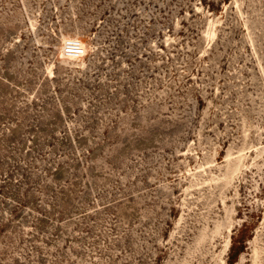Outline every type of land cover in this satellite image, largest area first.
<instances>
[{
    "label": "rangeland",
    "instance_id": "obj_1",
    "mask_svg": "<svg viewBox=\"0 0 264 264\" xmlns=\"http://www.w3.org/2000/svg\"><path fill=\"white\" fill-rule=\"evenodd\" d=\"M0 264H264V0H0Z\"/></svg>",
    "mask_w": 264,
    "mask_h": 264
},
{
    "label": "clouds",
    "instance_id": "obj_2",
    "mask_svg": "<svg viewBox=\"0 0 264 264\" xmlns=\"http://www.w3.org/2000/svg\"><path fill=\"white\" fill-rule=\"evenodd\" d=\"M62 47L65 49L72 47L83 50V42L76 36L68 35L62 40Z\"/></svg>",
    "mask_w": 264,
    "mask_h": 264
},
{
    "label": "built area",
    "instance_id": "obj_3",
    "mask_svg": "<svg viewBox=\"0 0 264 264\" xmlns=\"http://www.w3.org/2000/svg\"><path fill=\"white\" fill-rule=\"evenodd\" d=\"M66 53L69 56H73V57H78V56H82L85 54V48L83 46V50L79 49V48H72V47H68L66 49Z\"/></svg>",
    "mask_w": 264,
    "mask_h": 264
}]
</instances>
